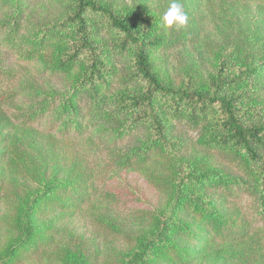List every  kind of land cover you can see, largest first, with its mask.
Masks as SVG:
<instances>
[{
    "label": "trees",
    "instance_id": "16d2710c",
    "mask_svg": "<svg viewBox=\"0 0 264 264\" xmlns=\"http://www.w3.org/2000/svg\"><path fill=\"white\" fill-rule=\"evenodd\" d=\"M56 1L59 15L39 20L33 0H0V264L49 256L58 221L103 200L135 207L125 264H264V35L246 17L264 0H224L233 33L217 66L191 62L179 82L156 55L186 44L162 26L171 0ZM7 58L70 91L24 85ZM70 140L92 162L60 159ZM152 165L163 172L136 203L112 186Z\"/></svg>",
    "mask_w": 264,
    "mask_h": 264
},
{
    "label": "rangeland",
    "instance_id": "374dc122",
    "mask_svg": "<svg viewBox=\"0 0 264 264\" xmlns=\"http://www.w3.org/2000/svg\"><path fill=\"white\" fill-rule=\"evenodd\" d=\"M33 0L31 10L38 17L43 19L47 15H59L61 9L56 0ZM35 2V3H34ZM152 4V1H149ZM184 5L189 10L193 9V14L189 17L186 27L180 28L172 33L175 36L185 38V43L182 47L172 49L167 56L157 52V58H166L167 63L164 68L169 70V74L176 82L181 80V73L179 71L185 68L191 62L202 64L205 72H210L217 66L216 53L222 48L223 40L228 35L233 33L228 24L230 5L224 0H185ZM184 6V7H185ZM248 23L253 27H259L260 32L264 35V13L257 8H249ZM229 25V29L226 31ZM190 31V33H189ZM170 33V31L168 30ZM225 32V33H224ZM224 33V34H223ZM172 36V35H171ZM2 51H0V56ZM200 62V63H199ZM5 63L12 66L14 70L21 76V81L24 85H35L42 90L50 88L60 90L63 92L70 91V79L58 78L49 79L41 75L42 66H30L28 68L15 65L11 58H7ZM184 73V72H183ZM263 114V115H262ZM264 119V110L261 115ZM57 154L60 159L65 156L71 162L77 157L78 160L85 163L92 162L93 157L89 150H85V145L82 141L70 140L66 144H61L57 148ZM161 165L155 167L152 165L144 169L132 171L129 174L116 175L112 180V186L119 188L121 191L124 189L129 190L127 196L123 198L132 199L136 203L138 200L134 195V191L139 194L148 190L147 180L153 174H160L163 172ZM133 203V204H134ZM95 204V205H94ZM87 206L80 212H73L72 215L61 218L58 221L57 228L63 231L59 232L58 238L61 239L62 244L57 249V244L51 246L50 255L45 258L32 259L28 264H71V260H76V257L82 251L85 255L86 264H125L128 261L127 256L130 255L136 248L130 233L125 229V226H130L128 221L132 218L135 207L127 209L118 203H111L107 200L96 202ZM107 209V210H106ZM108 215L115 221V217L120 218L124 223L123 233L121 235H114L107 228L102 227L97 218L103 214ZM103 214V215H104ZM130 222V221H129ZM137 227L131 222V227ZM129 229V228H128ZM122 232V230H121ZM3 239L7 240L5 233ZM262 245H259L260 247ZM71 249V250H70ZM52 253V254H51ZM73 254V255H72ZM241 256V254H239ZM204 262V261H203ZM232 264H239V256L236 255L235 261ZM208 264V263H206ZM222 264H229L228 262Z\"/></svg>",
    "mask_w": 264,
    "mask_h": 264
},
{
    "label": "clouds",
    "instance_id": "9594fccd",
    "mask_svg": "<svg viewBox=\"0 0 264 264\" xmlns=\"http://www.w3.org/2000/svg\"><path fill=\"white\" fill-rule=\"evenodd\" d=\"M188 20L189 17L179 0H171L168 9L161 18V23L164 28L179 30L187 26Z\"/></svg>",
    "mask_w": 264,
    "mask_h": 264
}]
</instances>
